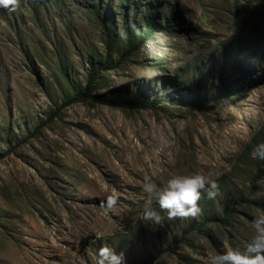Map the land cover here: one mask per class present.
Wrapping results in <instances>:
<instances>
[{
  "label": "rangeland",
  "instance_id": "rangeland-1",
  "mask_svg": "<svg viewBox=\"0 0 264 264\" xmlns=\"http://www.w3.org/2000/svg\"><path fill=\"white\" fill-rule=\"evenodd\" d=\"M154 9L155 31L124 57ZM221 78L236 95L213 98ZM145 101L156 109L115 105ZM260 143L264 0L0 7V264H96L103 246L124 264H205L225 243L243 250L264 213V179L253 180L264 163L251 156ZM196 171L220 188L214 200L202 194L197 218L168 220L153 199L161 223L142 219L146 176L163 184ZM112 191L120 199L105 212ZM226 216L206 222L208 234L194 229Z\"/></svg>",
  "mask_w": 264,
  "mask_h": 264
},
{
  "label": "clouds",
  "instance_id": "clouds-1",
  "mask_svg": "<svg viewBox=\"0 0 264 264\" xmlns=\"http://www.w3.org/2000/svg\"><path fill=\"white\" fill-rule=\"evenodd\" d=\"M0 7L14 11L18 7V0H0ZM251 156L253 159L264 160V143L255 146ZM152 177H145L141 185L142 191L149 197V206H146L142 219L161 223L162 217L150 205L154 199L159 208L167 213V219L197 218L202 209L199 201L206 192L209 199H215L220 188L211 171L176 173L170 176L163 184H158ZM120 194L110 192L100 204L105 212H115ZM252 236L245 244L244 249L224 244L222 253L209 252L205 264H264V213L254 217L251 223ZM124 253H117L109 246H103L98 251L96 264H124Z\"/></svg>",
  "mask_w": 264,
  "mask_h": 264
},
{
  "label": "trees",
  "instance_id": "trees-1",
  "mask_svg": "<svg viewBox=\"0 0 264 264\" xmlns=\"http://www.w3.org/2000/svg\"><path fill=\"white\" fill-rule=\"evenodd\" d=\"M98 18L101 20L102 24L105 27H107L106 22H105V17L103 16V12L102 11L98 12ZM155 19H156V10L154 9L152 11V17L147 21V23H148L147 33L141 38V40L138 43H134L133 40L129 37V47L126 50V52L124 54V57L133 54L136 50H138V48L142 45V43L152 35V33L155 31V26H154ZM162 29H163V31H170L171 30L170 24L165 25L164 28H162ZM107 44H108V46L110 48L112 47V43H111L110 39H107ZM108 62H109V59H106V63L103 66L106 69L109 67L108 66ZM96 73H97V70H94L90 74L89 84H88L87 88L90 89V84H92V81L94 80ZM88 91L89 90L86 89V90H84L82 92V94H79L76 97L88 96L89 95ZM234 95H236V93L231 91V90H228L224 86V79L221 78L220 88L217 91V94L213 98L217 99V98L223 97V96L232 97ZM206 103H207V100L206 101L203 100V101H199V102L198 101H192L190 103H182V104H185V105L190 104V105L202 106V105H204ZM115 105L128 107V108H132V109H156V107H157L156 103L147 102V101L140 102V103H115ZM263 163H264V160H263ZM263 179H264V169L259 167L253 180H254V182H259L260 180H263ZM262 207L264 208V206H262ZM229 214H227V216H229ZM227 216L226 217H222V218H214V217L213 218H209L208 217L209 220L203 221L202 224H200L198 226H195L194 229L198 230L199 232H201L203 234H208V232L203 229V226L206 224V222L213 221V222H218V223L223 224V225H227V223H228V217Z\"/></svg>",
  "mask_w": 264,
  "mask_h": 264
}]
</instances>
